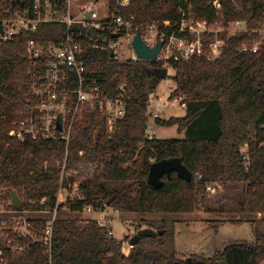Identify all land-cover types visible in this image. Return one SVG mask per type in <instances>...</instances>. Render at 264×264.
Listing matches in <instances>:
<instances>
[{"label":"trees","instance_id":"1","mask_svg":"<svg viewBox=\"0 0 264 264\" xmlns=\"http://www.w3.org/2000/svg\"><path fill=\"white\" fill-rule=\"evenodd\" d=\"M188 1L195 19L213 22L218 18L209 4L213 0H132L123 16L134 27L154 20L177 22L182 16L180 9L186 11ZM221 2L225 25L242 21L254 30L264 24V0ZM62 33V26L46 25L12 42H0V198L4 194L9 208H13L9 203L15 191L22 200L18 209L27 210L37 209L42 198L54 202L61 182L65 186L78 183L80 193L79 200L68 209H59L50 257L41 244H34L25 254L5 251L6 263H263L264 232L259 230L254 232L252 245L237 242L215 251L210 258L193 254L179 260L175 253H129L128 240L110 238L96 220L81 223L70 215L81 213L86 206L131 215L194 214L204 208L209 210L205 185L213 183L244 184L242 212L264 213V148L260 146L264 143V46L256 52L242 51L245 45L252 46L257 36L251 32L230 37L223 34L226 45L217 60L194 56L170 63L176 90L169 98L182 96L186 114L156 119L155 123L176 126L178 133L184 134L183 139L161 140L147 134V109L159 81L154 73L161 64L119 61L109 52L87 47L86 60L93 73H104L112 90L122 82L133 90L126 116L116 132L107 136L100 114L84 108L75 119L68 147L62 141H20L10 132L26 117L33 97L28 91L27 44L31 39L58 42L57 37L59 41L64 38ZM245 144L251 158L248 171L240 155ZM172 158L181 159L192 173V180L184 181L173 173L170 178L162 177L161 188L149 186L151 165ZM140 222L152 227L147 221Z\"/></svg>","mask_w":264,"mask_h":264},{"label":"built area","instance_id":"2","mask_svg":"<svg viewBox=\"0 0 264 264\" xmlns=\"http://www.w3.org/2000/svg\"><path fill=\"white\" fill-rule=\"evenodd\" d=\"M132 0H0V42H12L25 33H36L41 26L63 27L62 40L58 42L31 39L27 44L29 61L28 91L32 101L27 107L26 117L16 123L10 134L20 141H62L67 147L76 117L82 109L96 111L104 119L107 136H112L126 116L127 103L133 90L122 82L114 90L102 72L93 73L86 60L87 47L114 54L119 61H143L137 57L132 42L137 33L150 48L163 42L156 60L161 69L168 70L172 61H187L194 56L217 60L224 53L228 37L251 32L257 36L252 46H244L243 52H256L264 46V24L250 30L245 22L235 21L225 25L221 0L209 2L218 13L213 22L199 21L192 14V4L177 22L154 20L134 27L123 16ZM118 35V37H113ZM210 37V39H207ZM122 43H127L125 47ZM208 47V53L205 54ZM180 53L181 60L177 53ZM127 55V56H126ZM168 76V75H167ZM170 95L176 85H168ZM170 97V96H169ZM176 101L182 100L178 95ZM183 108L185 105H181ZM147 115L161 119L159 113ZM148 134V131H147ZM154 135L148 134L149 138ZM264 148V143H261ZM240 155L246 170H250L251 158L248 144L241 147ZM65 168V167H64ZM63 168V169H64ZM211 189V186H208ZM0 198V264H7L5 251L25 254L34 244H41L47 256L52 255L54 225L62 206L68 209L79 200V184L65 186L61 182L55 201L42 198L37 209L19 210L9 208ZM31 204L36 202L31 201ZM86 206L81 213L100 212ZM102 212V211H101ZM261 216V214H258ZM114 239L111 220H96ZM134 234L135 232L132 231ZM115 240V239H114Z\"/></svg>","mask_w":264,"mask_h":264},{"label":"rangeland","instance_id":"3","mask_svg":"<svg viewBox=\"0 0 264 264\" xmlns=\"http://www.w3.org/2000/svg\"><path fill=\"white\" fill-rule=\"evenodd\" d=\"M122 44L127 46V43ZM174 75V69L168 68L167 78L158 81L151 95L148 114L159 113L163 120L185 116L186 110L181 106L180 101L169 98L170 92L167 86L174 85ZM152 130L161 140L184 138V134H179L176 126H159L153 118H150L148 134ZM208 186L212 188L209 189ZM205 190L208 194L209 210L204 208L194 214L131 215L106 208L104 212L70 215L77 217L81 223L90 220L113 221L114 239L119 242L128 240L129 253L138 250L161 252L165 255L175 253L179 260H186L193 254H204L210 258L215 251L237 242L252 245L255 242V230L264 232V213L259 216L241 210L240 203L244 201V184H206ZM142 220L149 222L152 227L142 224L140 222ZM161 227L163 230H160ZM149 228L157 233L163 232V235L142 238L135 246L130 244V240L135 235ZM132 231L135 233L133 234ZM153 239L155 241H152Z\"/></svg>","mask_w":264,"mask_h":264},{"label":"water","instance_id":"4","mask_svg":"<svg viewBox=\"0 0 264 264\" xmlns=\"http://www.w3.org/2000/svg\"><path fill=\"white\" fill-rule=\"evenodd\" d=\"M113 37H118V35H113ZM163 42H160L155 48L148 47L141 39L139 33L136 34L132 42V47L135 50L137 57L143 61H155L158 54L160 53ZM111 57H114V54H111ZM177 57L181 60V55L178 52ZM155 78L157 80L165 79L168 75L167 69H157L155 70ZM173 173H176L179 178L184 181L190 182L192 180V173L188 170L186 166L183 165L181 159L172 158L167 160H162L159 162H154L149 171L148 176V185L154 188H161L163 185L162 177L166 176L170 178ZM12 205L14 208H19L22 205V200L17 195L15 191L11 192ZM157 235H163V232H155L150 229L143 230L135 235L131 240L130 244L135 246L138 244L142 238H153Z\"/></svg>","mask_w":264,"mask_h":264},{"label":"crops","instance_id":"5","mask_svg":"<svg viewBox=\"0 0 264 264\" xmlns=\"http://www.w3.org/2000/svg\"><path fill=\"white\" fill-rule=\"evenodd\" d=\"M152 134H153L154 136H156V135H155V131H154V130H152Z\"/></svg>","mask_w":264,"mask_h":264}]
</instances>
